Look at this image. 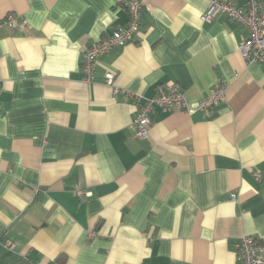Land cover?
<instances>
[{"label": "crops", "instance_id": "obj_1", "mask_svg": "<svg viewBox=\"0 0 264 264\" xmlns=\"http://www.w3.org/2000/svg\"><path fill=\"white\" fill-rule=\"evenodd\" d=\"M128 1L0 0L28 26L0 29V264H240L242 237L264 246V61L241 56L247 29L203 22L208 0H138L137 36L86 82L84 52ZM106 71L145 98L175 83L194 107L225 82L227 101L157 108L142 140Z\"/></svg>", "mask_w": 264, "mask_h": 264}, {"label": "built area", "instance_id": "obj_2", "mask_svg": "<svg viewBox=\"0 0 264 264\" xmlns=\"http://www.w3.org/2000/svg\"><path fill=\"white\" fill-rule=\"evenodd\" d=\"M126 9L129 17L128 23L115 29L105 39L92 43L84 52L81 67L86 82L92 83L96 80L98 66L103 56L131 43L140 31L143 10L141 3L138 0H129L126 3ZM218 15H225L247 29L249 36L238 46L241 56L250 64L263 62L264 1L243 0L239 4L235 0H208V8L202 15L201 20L210 23ZM2 27L18 28L23 34L28 30V26L23 22H19L13 14L0 19V29ZM104 79L106 84L113 88L115 94H123L126 99H133L137 103L138 111L134 125L136 137L142 140L150 137L151 114L157 108L181 110L188 114L200 111L211 117L214 109L227 101L229 87L227 83L220 82L209 91L197 107H194L187 102L182 88L175 83L161 87L157 96L145 98L139 93L118 87L115 84V74L112 71H106ZM256 178L258 180L262 179L261 172L256 171ZM77 195L80 199H85L90 194L83 189H78ZM232 198L235 200L236 196L232 195ZM234 249L240 264H264V246L256 237L245 235L234 245Z\"/></svg>", "mask_w": 264, "mask_h": 264}]
</instances>
